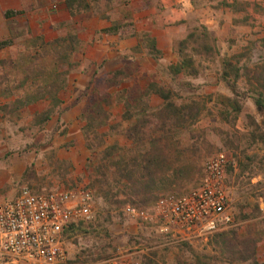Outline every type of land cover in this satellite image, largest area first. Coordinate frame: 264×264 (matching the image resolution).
<instances>
[{"label": "rangeland", "instance_id": "obj_1", "mask_svg": "<svg viewBox=\"0 0 264 264\" xmlns=\"http://www.w3.org/2000/svg\"><path fill=\"white\" fill-rule=\"evenodd\" d=\"M129 1L127 5L125 0H115L111 11L106 10L103 1L102 8L113 20L129 15L140 33L156 34L165 53L163 65L178 60L175 43L198 26H207L216 36L220 56L212 60L197 58L196 62L202 63L201 75L180 77L174 82L151 58L132 52L136 39L120 40L116 36L99 34L106 21L103 22L98 14H85L72 20L63 5L64 0H0V42L9 39L14 31L22 36L16 44L19 45L27 29L50 41L63 31L61 25L64 23L69 24V29L76 31L82 41L80 51L73 58L81 66L69 74L68 85L61 93L64 104L50 122L42 127L33 124L35 115L46 108V103L24 109L20 118L0 116V200L14 199L26 186L37 192L78 186L90 188L95 197L96 218L84 224L81 231L66 236V249L72 264H103L112 257L126 254L143 264H194L193 253L213 254L208 245L212 236L207 241L187 243L190 247L184 242L167 245L166 238L156 230L124 216L123 205L108 203L90 187L91 167L98 161L100 152L96 155L87 149L83 133L85 123L80 115L88 107L95 84L102 82L107 73L132 65L133 75L121 86L131 94L145 90L151 82H158L174 92L179 104L191 99L204 103L196 124V128L203 131L202 142H198L203 156L202 168L210 158L221 153L227 155L226 183L236 212L233 227L241 234L254 229L264 240V212H257L259 204H264L262 117L246 93L240 99L243 108L237 119L224 116L226 109L217 102L220 94L235 97L220 79L223 58L247 55L245 48L252 46L242 62L251 65L264 62V45L261 43L264 40V0H229L251 3L246 13L237 14L218 9L216 2L205 3L199 9H191L185 20V17L168 18L169 9L164 8L160 0ZM171 8L176 5L173 3ZM9 10L19 13L6 18L5 12ZM14 50L13 47L1 49L0 60L12 55ZM186 82L195 87L184 86ZM239 87L241 91L246 89L244 80L240 81ZM150 103L153 108H158L162 101L152 97ZM109 111L112 114L110 121L98 131L105 142L103 148L115 143L131 144L124 136L110 131L112 125L127 128L132 122L123 120V104L115 101ZM181 139L191 142L199 137L196 132L184 131ZM200 177L171 193H187L199 185ZM258 259L264 263V244L258 248Z\"/></svg>", "mask_w": 264, "mask_h": 264}, {"label": "trees", "instance_id": "obj_2", "mask_svg": "<svg viewBox=\"0 0 264 264\" xmlns=\"http://www.w3.org/2000/svg\"><path fill=\"white\" fill-rule=\"evenodd\" d=\"M103 1L106 10L114 9L115 0H64L63 5L72 20L85 14H98L107 21L109 26L99 31L101 35L116 36L120 40L136 39L132 52L151 58L159 70L174 82L180 77L197 78L201 75L202 63L196 62L197 58L212 60L220 56L216 36L207 26H198L175 43L178 60L163 65L164 52L159 48L157 39L149 32L140 33L129 15L113 20L110 14L103 11ZM125 2L130 4L129 0ZM213 2L218 3V9H228L235 14L246 13L251 6L247 1L191 0L194 9ZM255 7L261 9L258 5ZM18 13L9 10L5 12V17L12 18ZM61 26L63 31L50 41L43 35H33L27 29L19 45L16 44L22 36L14 31H11L9 39L0 42V50L7 47L15 49L12 55L0 60V116L20 118L24 109L46 103V108L35 115L33 123L42 127L61 111L64 104L61 93L68 85L69 74L81 66L73 58L82 46L79 34L69 29V24ZM261 43L264 45V40ZM245 49L248 55L252 46ZM247 55L235 54L222 59L220 79L235 97L220 94L217 102L226 109L224 116L237 119L243 108L240 99L246 93L254 101L256 111L262 117L261 127H264V62L253 65L243 63ZM133 73L132 65L107 73L102 82L93 86L88 107L80 119L85 123L83 133L87 149L96 155L100 152L98 161L91 167L90 187L110 204L148 207L161 195L177 192L192 184L200 175L202 178L203 156L198 142H202L203 131L197 129L196 124L204 103L191 99L179 104L174 92L158 82H151L145 90L131 94L121 86ZM241 80L246 83L244 91L239 87ZM183 85L194 86L191 82ZM152 97L159 98L161 106L153 108L150 103ZM115 101L125 108L123 120L132 122L127 128H122L120 124L112 125L110 131L124 136L131 144L115 143L103 148L105 142L98 131L110 121L112 114L109 109ZM184 131L198 133L199 139L183 141ZM261 140L264 141V138ZM257 212L262 213L259 206ZM83 225L72 226L65 236L81 231ZM256 233V230L250 229L241 234L234 227L217 232L208 242L213 254L193 253L194 264H264L258 259V248L264 240ZM184 243L190 247L187 242Z\"/></svg>", "mask_w": 264, "mask_h": 264}, {"label": "built area", "instance_id": "obj_3", "mask_svg": "<svg viewBox=\"0 0 264 264\" xmlns=\"http://www.w3.org/2000/svg\"><path fill=\"white\" fill-rule=\"evenodd\" d=\"M229 159L210 158L199 185L185 194L161 196L149 207L127 204L124 216L151 227L166 244L207 241L235 225L236 212L227 189ZM95 197L87 186L50 191L23 187L14 199L0 200V264H72L66 232L95 220ZM103 264H143L130 254Z\"/></svg>", "mask_w": 264, "mask_h": 264}, {"label": "crops", "instance_id": "obj_4", "mask_svg": "<svg viewBox=\"0 0 264 264\" xmlns=\"http://www.w3.org/2000/svg\"><path fill=\"white\" fill-rule=\"evenodd\" d=\"M160 1L163 3L164 8L169 9L168 13L170 14V16H168V18L170 19H172L173 17H185L183 18V20H185L187 13H189V11L193 9L192 4L190 3L189 0H160ZM173 3L176 5V8H171L173 6ZM103 22H105V20ZM107 26H109V23L106 21L105 23L102 24L101 29ZM152 35L157 39L159 48L164 52V50L160 46L159 37L156 34H152ZM164 57H165V53H164ZM226 96L231 97L230 95H226ZM227 189L229 192L228 186H227ZM229 195H230V192H229ZM259 207H260L261 212H264V204H261V205L259 204Z\"/></svg>", "mask_w": 264, "mask_h": 264}]
</instances>
